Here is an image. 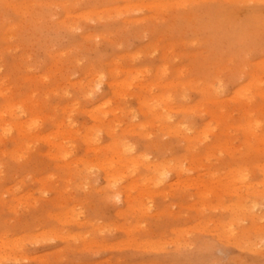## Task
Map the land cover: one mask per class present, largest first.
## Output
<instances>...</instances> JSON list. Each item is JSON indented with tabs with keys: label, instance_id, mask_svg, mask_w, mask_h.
I'll return each instance as SVG.
<instances>
[{
	"label": "rangeland",
	"instance_id": "374dc122",
	"mask_svg": "<svg viewBox=\"0 0 264 264\" xmlns=\"http://www.w3.org/2000/svg\"><path fill=\"white\" fill-rule=\"evenodd\" d=\"M0 264H264V0H0Z\"/></svg>",
	"mask_w": 264,
	"mask_h": 264
},
{
	"label": "bare ground",
	"instance_id": "6f19581e",
	"mask_svg": "<svg viewBox=\"0 0 264 264\" xmlns=\"http://www.w3.org/2000/svg\"><path fill=\"white\" fill-rule=\"evenodd\" d=\"M19 129L21 130L22 129V125H20V127L18 128V131H19ZM88 139V138H87ZM128 149V148H127ZM156 169L158 168V165H155L154 166ZM107 169H108V167H107ZM108 174V177H112V176H114V175H116V173H110V172H108L107 173ZM115 177V176H114ZM113 178V177H112ZM110 181H112V180H110ZM115 197H117V198H119L120 197V192H118V193H116V195H115Z\"/></svg>",
	"mask_w": 264,
	"mask_h": 264
}]
</instances>
